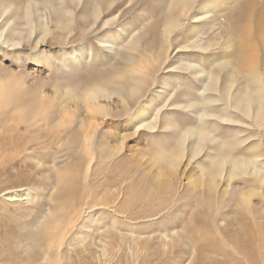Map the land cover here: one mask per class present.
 I'll return each mask as SVG.
<instances>
[{"label":"rangeland","instance_id":"obj_1","mask_svg":"<svg viewBox=\"0 0 264 264\" xmlns=\"http://www.w3.org/2000/svg\"><path fill=\"white\" fill-rule=\"evenodd\" d=\"M251 1L190 0L186 6L178 0H0V102L23 95L36 102L45 96L51 104L45 119L35 118L38 127L17 125L28 149L1 163L8 173L0 175V195L29 193L20 197L22 203L0 198V235H27L28 222L42 219L53 206L48 194L60 175L76 184L65 196L67 204L80 198L83 185L104 176V183L116 184L109 197L119 196V186L122 200L135 197L136 203L131 209L123 205L122 213L117 199L116 209L95 208L85 215L69 234L68 264H119L102 252V234L113 222L121 229L115 230L118 236L131 235V225L141 227L138 246L158 231V239L167 231V239L185 234L170 251L154 244L160 257L150 264H191L195 255L183 242L212 239L233 255L222 237L240 238L250 231V220L262 230V241L251 240L252 252L258 245L264 252V45L252 39L257 68L242 65L238 29L245 16L264 10V0H253L254 10ZM99 86L108 89L109 98L98 99L95 118L102 124L92 146L98 155L86 173L87 159L80 158L82 147L71 137L88 116L92 101L85 94ZM0 120L4 134L16 126ZM114 147L117 154L111 153ZM132 210L145 219L130 221ZM202 251L210 262L221 259L209 245ZM123 256L121 263L129 264L126 250ZM260 256L264 264V253Z\"/></svg>","mask_w":264,"mask_h":264},{"label":"bare ground","instance_id":"obj_2","mask_svg":"<svg viewBox=\"0 0 264 264\" xmlns=\"http://www.w3.org/2000/svg\"><path fill=\"white\" fill-rule=\"evenodd\" d=\"M178 1L182 2V5H186V6H188L190 3V0H178ZM255 1L253 2V0H252L251 2H248V4H249L248 6H250V9L254 10V8L256 6ZM203 8H205V7H202V9ZM27 9H28V7H27ZM27 11H26V13H29ZM201 13H203V11ZM194 18H197V16H194ZM173 25H174L173 23L170 24V26H173ZM230 29H229L230 32H228V34L232 35V31L234 29L232 31ZM238 29H239V33H240V36L242 37V41H243L242 58L244 57V60L242 61V65L247 66L249 69H256L257 67H256V62H255V54H253L254 50H256V49L254 48V43H252V39H257L256 41H259L262 45H264V10H261L258 13L256 12V14H254V15L252 13V15L245 16L244 24L242 26H240ZM166 32H168V30H166ZM226 45H227V47L226 46L224 47L225 52L230 47L229 43ZM250 53H252V54H250ZM247 54H248V56L245 58V56ZM97 89L98 90H96V88H95L91 91H88V93L85 94L86 95L85 98L90 97L91 101H92L87 105L88 116L86 118L82 119L80 126H79V130H80L79 133L76 135H73L71 137V139L75 138L74 141L79 143L80 148L82 147L83 152H82V154H80L81 155L80 158H82L83 161L85 158L87 159L86 160V169H85L86 173H89V170H91V164H92L93 160L95 158H97V155H98L96 152L95 153L92 152V146H93V142H94L93 141V134L95 136L96 129L98 128V126H100L102 124V123H99V122H101L102 119L98 122V120H96V118H95L97 116L96 114L99 113V107H100L98 99L100 97L109 98V96H105V95L109 94V92L106 91L108 89H106V88L100 89V86ZM245 92H246V95H249V89L246 90ZM0 104H1L0 109L1 108L3 109V110H0V117H3L6 120H13V123L16 124V126H11V129H9V134L2 133L1 127H0V167L3 168V165L1 166V163L3 162V159L5 156L12 153L13 157L16 158V156H18L17 155L18 153H21V152L28 149V147H25V145H24L26 143V140H25L24 144H22V140H21L22 137L25 136L26 134H25V132H21V130L18 128L17 125L22 124V125L31 126V122H34V123L36 122L35 123L36 125L39 124L38 120H36L35 118L40 117V119H42V120L45 119L46 117L44 114H46L48 112V109L51 108V104H49L48 99H46L45 96L38 97L37 102H36L33 100H27L25 96L23 98V95H15L12 98L9 97L7 99V101H5L3 103L0 102ZM65 107H66V105H65ZM64 112H66V111L64 110ZM101 112L102 111H100V114H102ZM135 118L140 119L141 118L140 114L136 115ZM133 120H134V118L132 119V121ZM130 122H131V120H130ZM36 127H38V125ZM52 127L56 128L55 126H52ZM145 127H150V126H145ZM29 128H31V127H29ZM27 129H28V127H27ZM48 129H50V128H48ZM47 130H46V133H47ZM48 132H50V131H48ZM37 134H39V133H36V135ZM50 134H53V133L50 132ZM51 136H53V135H51ZM46 138H48V137H46ZM42 139H44V138H42ZM46 140H48V139H46ZM122 140H124V138H122ZM35 142H36V140H35ZM23 145H24V147H23ZM117 150H118V148L114 147V148H112L111 153L117 154ZM14 154H16V155L14 156ZM39 154H41V153L39 152ZM11 161H13V160H11ZM15 161H17V160H15ZM19 161H20V159H19ZM24 161H22V162H24ZM253 163H254V161H253ZM10 164H12V162ZM37 164H39V163H37ZM37 164L34 163L33 166L36 165V167H37ZM243 165H244V168L246 169V165L244 163H243ZM11 166H9V167H11ZM36 167H34V168H36ZM14 168H15V166H14ZM55 168H53V169H55ZM238 168H239V166H238ZM4 169H6V167H4ZM4 169H2L3 171H1V169H0V175H2V176L3 175L5 176L6 173H8V171H5ZM22 170H23V168H22ZM26 170H27V168H26ZM62 176L60 175L59 179L56 178V182L54 184L53 191H52V193L48 194L49 197L47 200L49 203H53V206L52 207L49 206V208L46 212V215L43 216L42 219H37L38 216H36L34 219L32 217L33 220L28 222V225H27L30 228L27 231V235H22V233H17L16 236L14 237L13 235L10 234L11 232L10 233L4 232L3 234L0 235V264H68V261L71 258V253L73 256V252H71V250H70V248H72V247L69 244L72 241V239H70V235L72 236L71 231L74 228L79 227L77 225H79L80 220L83 221V217L85 215H89V213L92 212L95 208H101L102 207V208H104L103 210H106V211L108 209L107 207L116 209L117 206H113V205L116 203L117 199H119V201L121 202V205L117 209H119L122 213H127V212H125L126 210L124 211L123 205H126L129 207V209H131L132 206L135 205V203H136V202H134V204H133V199H132L135 197H132L130 199L125 198L124 200H122L123 199L122 196L124 197V194L122 192L123 191L122 188H119V186L116 188L117 192H121L119 194V196H110L109 197L108 193L110 191V188L115 186L116 184H110L108 182L104 183L107 180H103L106 177L102 176L101 180H103V181L100 180L99 182L94 183V184H90L91 182L89 180H87V178H84V182L89 181L88 187H85V185H83L82 187L84 188V190L82 192V195L80 196V194L78 193L80 198L73 197L72 200L69 198L68 204H67V202L65 200V198L67 197L66 194L69 195V193H67L68 191H74V189L76 188L75 187L76 184H74L72 178H70V177L66 178L65 174ZM262 180L263 179H260L259 184L263 183ZM5 181H6V179H5ZM10 188H12V186ZM7 190H8V188L6 190H2V191L7 192ZM0 193H1V191H0ZM28 193H29L28 189H25V190L23 189V191H21V195H17L16 191L13 190L12 193H10V191L7 193H3L2 195H0V198L4 199L5 202H18V203L20 202V203H22L23 199H20V197L28 195ZM249 195L254 196V194H251V193ZM100 197H101V199H100ZM29 198H31V197H29ZM29 198L28 199L25 198L26 202L31 201V199L29 200ZM114 198H116V200ZM248 198H249V196L246 197V201H250ZM78 201H81V203L78 204L77 203ZM23 202H24V200H23ZM141 205H139L140 208L143 207ZM39 206H41V205H39ZM145 211L146 210H144V212ZM129 212H131V213H128V215H129L128 219L130 221H138L135 223H140L146 217V216H144L145 214L141 215L140 213L133 212V210L129 211ZM148 212H149V210H148ZM157 213H156V215H157ZM36 215H38V214H36ZM150 215H152V214H150ZM253 218H254L253 221H255L256 219L254 216H253ZM247 220H249V219L247 218ZM251 221L252 220H250V223H251L250 224V231L248 230V228L245 229V232L244 231L242 232L243 235L242 236L240 235L241 236L240 238L237 236H233V238L222 237L224 239V243L227 246L229 244L232 246L231 248L233 249V252L232 251H230V252H232L233 255H230L231 257L228 254L229 252L227 254H225V252H227V251H222L221 245H217L218 244L217 241H214V240L212 241V239L210 242H204V241H206V240H204L203 241L204 243L203 242L199 243L200 241H196L198 244L197 243L196 244L191 243V242H183L182 245L184 247L188 248V253L195 255L193 261L190 260V263L191 264H205L204 260H206V259L208 260V258L203 255L202 246L209 245L214 250V255H216V254L221 255L219 257L223 260L221 261V259L218 258L219 261L215 259L212 262H210L209 261L210 259H209L208 261L210 263L208 262V264H230V262H232L233 264H260L262 262L261 258L263 256V255L260 256V254L264 253L262 251L263 248H261V245L260 246L258 245L259 244L258 242L262 241V240H260L262 238V234H261L262 230H261V228H258V226L256 225L255 222L252 223ZM147 224H145V226H142V225L141 226L146 230L148 229L147 231L152 230L151 226L149 227V225L151 223L148 226H146ZM116 225H117V223L113 222L112 226L109 229L105 230V232H103V234H102L103 238L101 237L104 240V242H102V244H103L102 245L103 246L102 252H103V257L107 253V256L110 258V261L113 260V257H116L117 258L116 260H118L116 262H119V264H122L121 259L124 257L123 256V250H126L128 252V255L130 256L129 260L125 259L126 260L125 262L129 261V264H150L151 261L153 262L154 260H156L160 257V256H158V252H159L160 248H159V250H157L158 248L155 249L154 244L157 243V244L161 245L159 247H162V248L168 247L169 251H170V249H174L176 245H179L182 242V240H183L182 236L185 235V234L181 235V233H183V232H181L180 234L177 232L176 233L174 232L173 236H171L169 239H167L166 233L167 232L169 233L170 231L166 230L167 232L162 233L163 237H161V239H158V235L161 233L160 231H158V234H156L157 237L154 236L153 238L148 239L145 242L142 241L141 246H138L137 244H139L140 241H138L135 234L141 233L143 231V229H141V227L137 226L138 228L136 229L135 228L136 225H131V228H132V229H130L131 235L118 236L115 233V230H121V229L116 228ZM132 226H134V227H132ZM204 232L209 233L205 230H204ZM68 239H70V241H68ZM254 239L260 240V241H256L258 247H256L255 250L252 252V250L254 249V245L252 243H254V242H251V240H254ZM155 240H157V242H155ZM186 243L188 244L187 246H185ZM123 244H126L125 245L126 247H124V249H123ZM66 247L67 248L69 247V249H67V252H65V250H64V248H66ZM187 248H186V251H187ZM150 249H154L155 252H149ZM221 252H223V253L221 254ZM163 253H164V251H163ZM163 253H161V254H163ZM254 253H256L257 257H254V255H255ZM170 254H171V252H170ZM107 256H105V257L107 258ZM259 256L261 258L257 259ZM98 257H100V256H98ZM165 258H167V257H165ZM241 259L243 261H241ZM105 260H108V258ZM103 264H105V263H103Z\"/></svg>","mask_w":264,"mask_h":264}]
</instances>
